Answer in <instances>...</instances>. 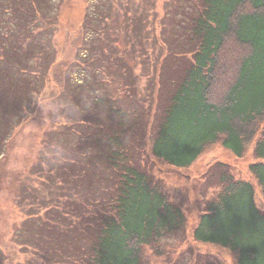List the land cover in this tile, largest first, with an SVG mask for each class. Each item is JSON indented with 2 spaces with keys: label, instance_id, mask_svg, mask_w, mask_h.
<instances>
[{
  "label": "trees",
  "instance_id": "trees-1",
  "mask_svg": "<svg viewBox=\"0 0 264 264\" xmlns=\"http://www.w3.org/2000/svg\"><path fill=\"white\" fill-rule=\"evenodd\" d=\"M41 3L0 0V76L14 68L20 83L16 124L11 111H0V156L31 102V79L39 72L31 69L33 59L38 64L51 43L37 39L48 30L42 21L51 24ZM193 7L182 23L194 44L191 58L177 79L167 81L162 102L160 82L149 75L152 86L145 95L128 84L136 81L132 77L123 78L127 90L116 100L99 93L106 85L101 82L91 88L79 84L83 91L70 96L75 123L64 127L75 136L55 128L67 143L42 151L35 173L41 185L57 191L46 204L35 199L42 210L28 217L37 219L39 228L30 234L32 243H22L39 251L44 262L151 264L152 255L161 256L169 238L186 230L188 217L156 175L152 158L186 168L213 144L243 157L254 143L257 160L249 172L264 197V0H195ZM131 70L126 67V74ZM2 90V100L15 97L9 83ZM77 122L85 128L73 127ZM213 186L194 240L228 250L237 264H264V210L256 203L254 185L225 168ZM198 264L223 263L209 258Z\"/></svg>",
  "mask_w": 264,
  "mask_h": 264
},
{
  "label": "rangeland",
  "instance_id": "rangeland-1",
  "mask_svg": "<svg viewBox=\"0 0 264 264\" xmlns=\"http://www.w3.org/2000/svg\"><path fill=\"white\" fill-rule=\"evenodd\" d=\"M40 1L42 11L47 12L46 20L51 24L42 21L48 30L37 39L43 38L44 44L45 39H50L51 43L46 44L47 50L38 64L32 58L31 69L39 70L38 76L41 75L31 79V102L22 113L19 125L12 128L0 156V264H48L39 251L22 243H32L30 234L39 228L40 222L28 217L37 208L42 210L40 201L35 199L44 200L46 204L45 199L51 200L57 191L46 182L41 185L35 171L40 168L43 150L52 152L57 145L67 143L65 134L57 133L55 128H63L75 136L71 128L64 126L70 125L71 120L72 125L75 123L70 114V96L83 91L78 85L85 82L84 86L91 88L95 82L106 83L99 93L116 100L126 85L123 78L136 79L128 84L139 96L147 94L152 86L150 79L157 77L161 85L158 99L162 102L161 93L165 92L167 81L177 79L185 71L194 48L182 23L194 13L195 0ZM126 67L132 68L130 75L126 74ZM97 68L99 70H95ZM18 80L14 68L0 76V92L7 83L15 90V97L7 102L0 98V111H11L14 124ZM84 91L91 96L97 93ZM25 96L23 93V98ZM91 96H87L88 101ZM78 107L74 103V109ZM78 123L73 127L85 128L86 125ZM58 134L61 136L57 137ZM253 149L254 143L248 145L243 157H236L224 146L213 144L186 168H176L152 158L156 175L166 182L174 201L183 205L188 224L186 230L169 238L161 256H151V264H198L209 258L223 264H237L231 252L218 245L195 241L192 233L204 201L214 191V181L225 168L236 178L254 185L256 203L264 210L261 189L249 172V165L257 160Z\"/></svg>",
  "mask_w": 264,
  "mask_h": 264
}]
</instances>
